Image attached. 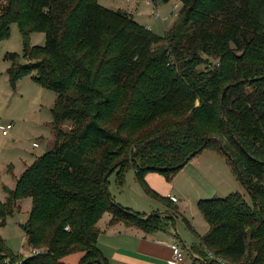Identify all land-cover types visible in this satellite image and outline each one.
<instances>
[{
    "label": "trees",
    "instance_id": "trees-1",
    "mask_svg": "<svg viewBox=\"0 0 264 264\" xmlns=\"http://www.w3.org/2000/svg\"><path fill=\"white\" fill-rule=\"evenodd\" d=\"M177 2L178 17L158 35L99 0H0V42L16 23L23 43L21 55L4 54L10 86L30 75L57 96L53 147L0 201L2 224L30 198L27 246L44 251L14 254L0 237V264H61L74 252L80 264H109L96 244L106 211L110 223L145 233L173 228L171 199L147 218L115 203L107 178L116 171L122 184L130 165L156 197L145 174L170 179L204 149L225 157L249 199L231 192L198 200L208 229L199 235L184 218L190 249L205 264H264V0ZM33 31L45 34L43 45H30Z\"/></svg>",
    "mask_w": 264,
    "mask_h": 264
},
{
    "label": "rangeland",
    "instance_id": "rangeland-1",
    "mask_svg": "<svg viewBox=\"0 0 264 264\" xmlns=\"http://www.w3.org/2000/svg\"><path fill=\"white\" fill-rule=\"evenodd\" d=\"M106 3L109 4L108 6L118 8L121 4H124V0H106ZM175 3H177V0H161L157 9L152 4L146 3L145 0H135L130 5L133 8V14L135 12L141 22L151 23V25L153 23V30L157 34L163 35L166 31L165 25L171 27L175 18L178 17L177 14L181 5L174 8ZM157 11L159 16L155 18L154 15ZM163 20L165 21L163 22ZM148 28L150 29V27ZM44 42L45 34L43 32L33 31L29 34L30 45H43ZM22 51L23 43L18 26L16 23H12L9 36L0 42V124L12 123L9 135L3 136L0 129V201H5L8 197V193L4 191L3 186H13L15 178L18 177L24 166L30 162L27 153L36 152L41 155L45 150V137L49 136L50 133H47L42 125L45 123L46 117L53 119L51 108L57 97L54 91L31 82L30 75L19 79L26 82H18L16 88L13 89L10 86L6 72L10 62L4 58V54L15 52L21 55ZM27 62V59L21 58V63ZM69 126L70 124L66 123L63 125V129H68ZM32 141H37L41 145L33 149L31 146ZM52 147L53 144L49 149ZM201 153H203L205 161L209 162V166L214 165L215 178L219 181L216 182L215 180L214 182L222 190L220 196H226L231 192H239L246 199H249L247 191L232 170H226V175L232 180L217 177V173L221 172L223 165L227 167L228 164L221 153L216 151L212 153L211 149H204ZM202 161L204 162V160ZM147 174L151 175L155 189L148 182H146V188L153 191L157 195L156 197L151 196L140 185L135 177L134 169L129 165L124 168L122 184L117 182L116 171L109 174L106 185L111 199L115 203L123 204L135 212L145 215L165 212L167 207L164 202L169 192V186L167 185H170L173 181L179 192L173 195V203L179 206V214L175 215L174 227L164 232H158V235L160 237L162 235L163 237L173 236L179 241L184 248L185 258L183 264H202L201 260L190 249L194 243V236L186 226L184 218L189 221L199 235L205 234L208 225L197 206V202L200 200L199 198H211L212 195L211 197L202 195L201 190L198 189L199 186L189 184V181L184 177L176 176L177 173L170 179H167L165 174L156 171H149ZM180 178L181 180H179ZM16 204L18 211L15 210L12 214L7 215L5 221L2 224L0 223V237L12 253L27 255L31 249L27 246L22 222L29 216L31 200L30 198H23L18 200ZM109 217L110 212L108 211L101 215L97 222L99 230H102V228L103 231L107 230ZM103 231L101 234H105ZM80 260L79 253L74 252L66 255L61 264H80Z\"/></svg>",
    "mask_w": 264,
    "mask_h": 264
},
{
    "label": "crops",
    "instance_id": "crops-1",
    "mask_svg": "<svg viewBox=\"0 0 264 264\" xmlns=\"http://www.w3.org/2000/svg\"><path fill=\"white\" fill-rule=\"evenodd\" d=\"M102 1L103 2L99 0V2L102 5L107 6L113 10H117V9L125 10L126 12L130 13L137 22L145 26L147 25L148 27H150V29L153 32H155L153 30V25H154L153 23L152 25L151 23L145 24L141 22L140 19L137 18L138 15L135 12L133 14V10H132L133 8L130 5V3H132V1H135V0H124V4H121L118 8L108 6L109 4L106 3V0H102ZM160 1L161 0H155L156 7L160 5L159 4ZM140 7H141V4H140ZM155 18L157 17L155 16ZM164 21L165 20H163V22ZM167 27L168 25H165V29H167ZM30 79H31V82H34L32 78ZM20 81H23V80L17 81L15 88L18 86V82ZM23 82H26V81H23ZM51 122L52 120L46 117L45 123L42 125L43 128L47 131V133L48 132L50 133L49 136L45 137L46 143L44 144L45 150L43 151V153L47 151L52 144L54 145V135H53ZM1 126L3 125L0 124V127ZM42 137L44 136L42 135ZM34 142L38 144L36 147L33 146ZM40 145L41 144L37 141H32L31 143V146L33 149L38 148ZM212 153H214L213 150H212ZM202 154L203 153L198 154L197 156L192 158L190 161H188L177 172L178 175L176 176H182L189 181V184H195L197 185V187L199 186L200 188L198 187V189L201 190L202 195H207L208 197H211V195L220 196V194L222 193L221 192L222 190L221 188H218L214 182L215 180L216 182H219L215 178L216 172L214 170V165L209 166V162L205 161L204 159L205 157H203L204 155ZM37 155L38 154L36 152H30L29 154L27 153V157H29L30 162L24 166L23 170L35 160ZM202 160H204V162ZM228 166H229L228 164H227V167L223 165L221 172L217 173V177L225 178L226 180H232L228 178V176L226 175V170L227 171L231 170V168ZM20 174H18V176ZM16 178L14 180L13 186L11 187L3 186V189L5 187H7L8 189H12L15 186ZM144 178H145V182H148L154 188L151 175L146 173ZM179 180H181V178ZM167 186H169V192L166 195L167 198H169L170 196H173L175 193H179L177 185L174 184L173 181L171 182L170 185H167ZM178 211H179V206H178ZM161 213H163V211ZM110 219H111V215L107 221V230L103 231V228L102 230H100L99 236L97 238V243H96L97 247L99 248L102 255L105 257V259L108 261L109 264H168V260L170 259V256H171V251L169 249L168 244L172 240H176L175 237L173 236L163 237V235L160 237V235H158V232L145 233L139 228L134 227V226H128L121 221L110 223ZM102 231L105 234H101ZM79 255L81 256L80 253Z\"/></svg>",
    "mask_w": 264,
    "mask_h": 264
},
{
    "label": "built area",
    "instance_id": "built-area-1",
    "mask_svg": "<svg viewBox=\"0 0 264 264\" xmlns=\"http://www.w3.org/2000/svg\"><path fill=\"white\" fill-rule=\"evenodd\" d=\"M146 3H152V0H145ZM179 6V2L174 4V8H177ZM155 16L158 17L159 13H155ZM12 128V123H6L5 125L1 126V133L2 135H9V131ZM38 144L36 142L33 143V146H37ZM172 201H174L173 196L169 197ZM68 228V227H65ZM169 249L171 251L170 259L168 260V264H183L184 263V248L181 246L178 240H172L169 244ZM44 251L43 247L33 248L30 250L31 254H39ZM224 264V263H222Z\"/></svg>",
    "mask_w": 264,
    "mask_h": 264
},
{
    "label": "water",
    "instance_id": "water-1",
    "mask_svg": "<svg viewBox=\"0 0 264 264\" xmlns=\"http://www.w3.org/2000/svg\"><path fill=\"white\" fill-rule=\"evenodd\" d=\"M237 174L241 177V172H240L239 169H237ZM241 183H242V185H243V183H244L242 179H241ZM151 215H152V214H148V215H147V218L150 217ZM96 263L102 264L101 261H100L99 259H96ZM201 263H202V264H205V262H204L203 260H201ZM86 264H89V262H87Z\"/></svg>",
    "mask_w": 264,
    "mask_h": 264
}]
</instances>
